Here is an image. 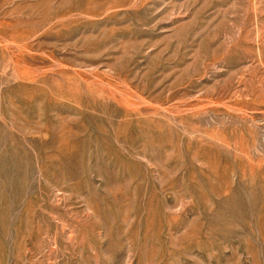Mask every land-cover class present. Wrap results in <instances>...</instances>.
<instances>
[{
  "label": "rangeland",
  "instance_id": "1",
  "mask_svg": "<svg viewBox=\"0 0 264 264\" xmlns=\"http://www.w3.org/2000/svg\"><path fill=\"white\" fill-rule=\"evenodd\" d=\"M0 264H264V0H0Z\"/></svg>",
  "mask_w": 264,
  "mask_h": 264
}]
</instances>
